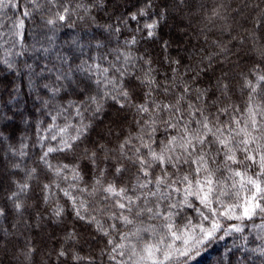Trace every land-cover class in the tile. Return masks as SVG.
<instances>
[{"label":"snow or ice","instance_id":"1","mask_svg":"<svg viewBox=\"0 0 264 264\" xmlns=\"http://www.w3.org/2000/svg\"><path fill=\"white\" fill-rule=\"evenodd\" d=\"M7 6L0 0V8ZM188 6L189 0H28L21 17L0 15L4 35H14L12 29L23 28L25 20L33 24L31 42L25 33L17 53L22 59L0 62V100L7 97L5 110H0V163L9 160V152L13 158L18 152L32 159V167L24 169L32 183L16 184V191L5 193L0 218L13 212L22 217L27 211L35 225L24 222L23 227L42 232L53 188L63 193L48 215L55 216L53 228L64 231L65 244L42 253L40 247L29 246L35 245V238L25 237L11 257L17 264H37L38 255V264H182L213 240L234 234L239 243L234 239L233 247L243 254L226 248L220 264H256V259L264 264V8L252 18L251 27L243 29L246 35L232 36L231 26L213 32L216 22L211 17V27L205 23L198 29L189 20L186 27L198 43L178 45L172 56L173 40L157 28ZM12 7L19 10V0ZM217 8L211 9V16L226 19ZM145 18L152 22L141 26ZM174 25L185 34L183 19ZM64 28L73 34L53 49ZM225 34L231 39L225 41ZM121 36L123 45L111 47ZM94 60L109 65L102 78L92 75ZM95 68L99 76V64ZM81 72L83 76L77 74ZM253 79L258 88L252 87ZM238 86L240 96L246 94L239 104ZM22 94L32 96L31 111L28 101L23 110L7 106ZM66 105H78L75 134L47 150L44 145L57 136L37 140L31 147L39 144L38 152L28 156L23 143L28 137L17 121L34 129L43 123L40 117L56 120L70 113ZM17 132L19 150L12 143ZM237 177L246 192L242 203L239 192L233 194ZM25 191L33 200L28 207L19 202ZM85 203L91 211L82 215ZM190 211L197 222L187 215ZM121 225L128 231L121 232ZM11 227L21 234L19 222ZM114 233L126 243L109 251ZM12 235L0 227V252ZM146 236L156 242H146ZM169 236L173 243H165ZM176 241H182V247H175ZM93 243L102 247L92 251ZM84 244L90 249L87 256L81 255Z\"/></svg>","mask_w":264,"mask_h":264},{"label":"trees","instance_id":"2","mask_svg":"<svg viewBox=\"0 0 264 264\" xmlns=\"http://www.w3.org/2000/svg\"><path fill=\"white\" fill-rule=\"evenodd\" d=\"M28 0H19L20 9L17 10L16 8L12 7V4L17 3V0H11V3L9 0H4V3L8 5L7 7L0 8V15L7 13L8 16H15V17H21L22 12L24 10L25 4H27ZM223 4L224 8H217L218 5ZM201 5H203L201 7ZM257 5L259 7H257ZM217 8V11L220 13L221 17H225L226 19H217L216 17L211 16V9ZM261 8H264V0H189V6L182 8L180 10V13L174 17L173 19H170L166 24H164L162 27L157 28V32L164 34L165 39L171 38L173 40L172 46L169 49L172 56L177 55V46H185L188 45L189 41L191 44H197V40L195 38V33L192 32L191 28H187L186 25L189 20H191L192 28H200L203 24L208 23L209 27H211V23L209 22L208 18L211 17L212 20H215V27L212 28L213 32L219 33L222 26L228 27L231 26L234 28L235 31L232 32V36H235L237 33H241L242 35H246V33L243 32L244 28H250L251 27V21L252 18L259 12ZM30 12L32 9L29 7L28 9ZM39 13L36 14L35 19L38 20ZM152 19H157L156 17H152ZM184 20V25H181V27L185 28V34L180 35L175 28L174 20L176 22H179L180 20ZM152 21L150 19L145 18L144 20L140 21V25L143 26L146 23H151ZM242 26V27H241ZM33 24L32 20H25L23 28H20L18 31L17 29L13 28L12 32L14 35H4L2 32H0V62H2L4 59L9 60L10 62L22 59V57L17 56V53L20 51V44L24 42L25 40V33H28V42H31L30 33L32 30ZM135 27V25H133ZM73 34V30L69 28H64L60 30L55 38L53 49H59L62 45V43L69 39V37ZM91 34V31L88 33ZM83 35V34H82ZM127 35V33H125ZM124 36H121L119 43L114 40L111 47H119L122 46L124 43ZM216 37L213 36L212 39H215ZM225 41L230 40L231 36H228L227 34L223 37ZM7 41V43L5 42ZM15 43V47H13V44ZM200 44H203V36H201ZM252 41L249 39L246 48H251ZM151 47V45H149ZM209 51H215L214 48H209ZM235 51V48L232 49ZM94 51V50H93ZM133 54H135V49H131ZM51 57H55V51L53 50L50 53ZM86 58V57H85ZM234 59V57H232ZM108 59H112V57H109ZM31 62V61H29ZM90 63L93 64V71L92 75L96 77L97 79L102 78L106 73L105 69H109V65L107 62L101 63L98 60L91 61ZM99 64L100 71L99 76H97L95 65ZM2 63H0V67H2ZM78 75L83 76L84 73H77ZM95 82V81H94ZM253 88H258L259 86L256 84V81L253 79L252 83ZM245 88L247 89L248 86L245 84ZM101 89H103V85H101ZM250 91V89H249ZM28 89L27 86L24 87L23 93H27ZM34 95V94H33ZM237 96L240 97L239 100H236V103H240L243 99H246V94L244 96H240L239 86L237 89ZM254 99L259 101L260 97L255 96ZM4 100H7V97H4ZM4 100H0V110H5V103ZM25 101H28L27 108L29 111L32 110V96L27 95H21L17 98V100H8L7 106L12 108L13 111L17 110H23ZM19 103V107H18ZM68 106V105H66ZM70 107V113H65L61 116H58L56 120H52L51 117L45 118L40 117V119L43 121L39 126L36 128H27V126L23 123L19 124V127L21 129V132H24V134L28 137L23 141V143L27 146L24 148V151L28 154V156H33V152H38V149L40 148L39 144H36L35 148L33 149L31 147V144L34 143L37 140H46L51 141L52 136H57V141L50 142L44 145L45 150H47L48 147H55L58 143L60 138L67 139L69 136L74 135V125L78 123L79 118L76 116V111L78 105H71ZM11 114V113H9ZM52 115H56L55 111H53ZM239 118V117H238ZM33 121H29V123H32ZM51 125V127H49ZM61 129H65L64 132H61ZM26 130V131H25ZM21 132L16 133V138L12 141L14 146L19 150L20 149V136ZM3 154V149H0V155ZM9 160L4 161L0 163V171L3 169H9L7 175H0V179L4 180V183L0 185V201H3L5 198V193L8 192L10 194L11 191H16V184H31L32 181H30L24 172V169L26 167H32V159H27L25 157H20L18 152L15 154V158H13L14 154L9 152ZM34 158V157H33ZM52 159L53 163H56L55 157H50ZM65 163L67 161H64ZM13 163H20L21 167L20 169H13L11 168V164ZM246 178V177H245ZM69 182L71 181V173L68 174ZM9 180H14L16 183L9 184ZM240 178H236V190H234L233 194L235 195V192H239L240 196V203L243 202V197L246 194L244 189L239 188ZM61 187H67L66 184H61ZM182 195V193H181ZM57 196L63 197V193H57L55 188L52 190V194L50 196V203L48 207V212H51L52 206L54 203L57 202ZM22 205L28 207L33 204V200L30 198L27 191L25 193L21 194L20 201ZM60 204H63V199H60L58 201ZM198 206V202H197ZM41 207H44L42 204ZM91 208L87 203L83 206L81 209V214L83 215L85 212H90ZM48 212H45L44 214V220L42 221V224L45 226L43 227V230L35 229L32 232H29L26 228L23 227L24 222H28L35 225V220L30 219L29 212H24V215L17 216L15 213H10L7 219L0 218V227L2 228H8V230L13 233V235L8 238L9 243L7 247L11 248V252L7 250V247L4 251L0 252V264H17L16 261L12 260L11 257L15 256L17 251V245L20 247H23L25 243V237H31L35 238V245H29L31 246H38L41 249L42 253H46L47 251L51 249L59 248L62 244H65V233L60 228H53V224L55 223V216L49 217ZM187 215L193 219V222L198 221V217L195 216V213L190 211L187 213ZM19 222V233L17 234V229L11 227L13 223ZM256 223H259V219L256 220ZM69 229L68 231H72L71 224L72 220H68ZM249 228H251V225H249ZM121 232H127L128 229L124 227L123 225L120 226ZM223 235V233H221ZM111 239L114 240V244L109 245V251H111V248L114 247L117 244L120 243H126V241H122L115 233L113 234V237ZM236 240L237 243H239L238 234H234L233 236L225 237L224 239L220 240H213L211 243L207 244L204 249L201 250L200 255H196L193 253L194 259L189 258L188 261H182V264H220V261L222 260V257L224 255L225 249L229 248L233 252H236V255H242V252H237L236 248L233 247V240ZM145 241L149 243H155V239H153L151 236H146ZM70 243V242H69ZM165 243H173L171 237H166ZM81 244H83V241H81ZM68 246V245H65ZM175 247L179 248L182 247V241H176L174 244ZM99 247H102V244H92V251H95ZM254 247V245H249V248ZM90 249L88 248L87 244H84L83 251L81 252V255L87 256L89 254ZM98 255V252L96 253ZM162 258V254H158ZM249 256H253V258L258 257V254H253L251 252L248 253ZM45 258H47L45 256ZM22 259V257H21ZM40 259V255L37 256V264ZM55 257L53 256V260ZM119 259V257H118ZM105 261H107V256H105ZM256 264H260L259 259H256Z\"/></svg>","mask_w":264,"mask_h":264}]
</instances>
